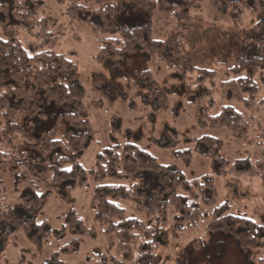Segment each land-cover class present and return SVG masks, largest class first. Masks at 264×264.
<instances>
[{"label": "trees", "instance_id": "obj_1", "mask_svg": "<svg viewBox=\"0 0 264 264\" xmlns=\"http://www.w3.org/2000/svg\"><path fill=\"white\" fill-rule=\"evenodd\" d=\"M65 1L72 19L78 20L84 12L98 17L93 33L99 43V64L122 56L161 54L164 43L153 38L155 14L173 17L178 22L174 35H178L193 12L208 4L241 28L243 36L240 52L230 56L232 66L224 68L222 98L264 116V98L257 102V77L264 73V0H95V8H88L83 0ZM127 10L130 13L123 17ZM132 13L142 22L123 26ZM246 14L252 19L249 30L243 29ZM63 31L43 0H0V174L11 185L8 195L5 188L0 190V224L8 226L11 233H46L32 236L37 246L49 233L92 236L93 229H87L73 210L61 217L58 231L47 220H37L51 199L71 203L72 191L86 185L90 176L97 183L90 198L94 218L106 227V234L119 241L118 253L123 259L112 257L113 264H161L157 250L168 239L169 210L175 212L171 227L175 232L209 220V234L230 235L242 250L264 247V227L233 214L229 203L219 202L213 178L189 181L135 143L105 149L91 169H85L81 159L89 149L91 121L86 94L74 78L77 64L56 52ZM175 42V49L183 45L176 49L181 62L172 67L175 73L183 77L195 74L197 89L215 83L216 70L199 68L183 59L185 38ZM188 94L192 98L193 92ZM155 95L164 97L162 90ZM206 97L211 94L202 93L193 101L199 103ZM209 104L208 109L214 101L209 100ZM205 118L202 127L227 129L238 139L248 134V122L232 106ZM64 124L67 130L61 134ZM202 141L207 157L219 160L218 140L204 137ZM247 172L259 174L254 168ZM145 188L153 192L146 193ZM67 248L62 252L69 253ZM101 258V264H109L106 256ZM258 264H264V258Z\"/></svg>", "mask_w": 264, "mask_h": 264}, {"label": "rangeland", "instance_id": "obj_2", "mask_svg": "<svg viewBox=\"0 0 264 264\" xmlns=\"http://www.w3.org/2000/svg\"><path fill=\"white\" fill-rule=\"evenodd\" d=\"M43 1L51 8L55 21L63 26L56 52L77 64L74 78L86 94L91 134L89 149L81 159L85 169L89 171L96 156L105 149L135 143L160 164L180 172L189 181L205 176L213 178L219 202L229 203L233 214L264 227V170L261 169L264 116L246 111L239 103L227 102L222 98L220 87L224 68L232 66L231 54L242 48L241 28L208 4L193 12L182 25L184 31L181 29L178 35H174L178 22L173 17L155 14L153 38L164 43L161 54L122 56L99 64L96 61L99 43L93 33L98 23L96 14L84 12L75 20L67 13L65 0ZM64 1L65 4H61ZM83 4L88 8L96 7L95 0H83ZM128 13L130 10L123 12V17ZM127 22H123V26H130L132 22L138 25L142 20L132 13ZM251 24L252 19L246 14L243 29L249 30ZM179 37H184L187 43L183 59L199 68L216 70L215 83L197 89L195 74L183 77L175 73L174 66L181 62L176 49L183 48L182 44L176 49L173 47ZM23 39L29 40L26 36ZM145 72L143 78L141 74ZM257 83L259 102L264 98V73L257 77ZM158 90L164 94L162 99L155 95ZM190 91L192 98L188 96ZM208 92L211 97L194 103L193 98ZM211 99L214 105L208 109ZM225 106L234 107L248 122L245 138H235L227 129L200 125L206 122V114L215 117ZM62 127L61 134L67 130L65 124ZM204 137L218 140L219 160L207 157ZM251 168L260 175L249 174L247 171ZM96 185L89 176L86 185L72 191L71 203L55 197L37 217L38 221L47 220V224L58 231L61 217L73 210L87 229H93L92 236L91 233H49L37 246L32 236L41 237L46 233H11L8 226L0 224V264H57V259L63 264H101V256H106L109 264H113L112 257L122 260L118 253L119 241L114 235L106 234V227L94 218L90 198ZM10 186L7 177L0 174V190L5 188L8 195ZM146 188V193L153 192ZM174 214V210H169L168 239L157 250L161 264H258L264 258V247L242 250L230 235L209 234L206 231L209 220H202L198 227L175 232L171 230ZM66 245L69 253L62 252Z\"/></svg>", "mask_w": 264, "mask_h": 264}]
</instances>
